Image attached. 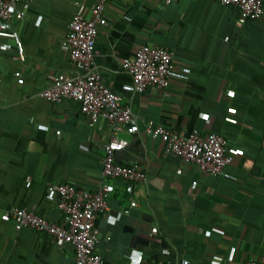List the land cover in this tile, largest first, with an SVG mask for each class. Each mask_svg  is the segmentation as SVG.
Instances as JSON below:
<instances>
[{"label": "crops", "instance_id": "0c3cea01", "mask_svg": "<svg viewBox=\"0 0 264 264\" xmlns=\"http://www.w3.org/2000/svg\"><path fill=\"white\" fill-rule=\"evenodd\" d=\"M94 6L95 0H33L22 19L0 31V212L26 207L60 222L56 184L95 191L102 183L108 120L91 125L79 102L38 96L52 76L79 74L61 44L74 14L89 18ZM105 12L110 23L99 29L94 64L135 119L120 133L128 145L116 158L138 162L147 178L111 180L108 209L96 222L98 253L111 264L264 261V15L245 20L239 8L216 0H111ZM143 44L174 53L168 87L133 89L123 61ZM148 123L186 136L194 129L224 135L235 178L183 163L147 132ZM74 258L71 244L0 222V264Z\"/></svg>", "mask_w": 264, "mask_h": 264}, {"label": "built area", "instance_id": "2783aa9c", "mask_svg": "<svg viewBox=\"0 0 264 264\" xmlns=\"http://www.w3.org/2000/svg\"><path fill=\"white\" fill-rule=\"evenodd\" d=\"M32 1L0 0V31L7 30L14 20L22 19ZM109 1L95 0L91 17L76 12L69 24V33L61 47L70 54L79 74L68 79L52 76L53 84L38 93L40 98L51 102L60 103L66 99L79 102L82 113L89 118L91 125L100 117L108 120L112 137L104 146L102 183L95 191L78 188L72 183L56 184L55 198L62 211L60 222H52L26 207H14L0 212V222L12 221L19 230L27 228L45 233L59 246L71 244L75 258L67 264H111L97 251L99 230L96 225L98 216L108 209V195L115 189L111 180L141 182L147 178L145 169L138 162L124 164L117 161V152L128 145V140L120 137V133L128 126H134L135 119L131 108L123 102V97L109 89L94 64L99 29L110 23L105 12ZM162 1L170 5L177 0ZM216 1L239 8L245 20H255L264 15V0ZM126 19L130 20L128 16ZM123 67L131 75L132 87L137 92H144L152 86L168 87L177 70L174 53L164 46L152 44L138 47L133 57L124 59ZM1 108L0 100V112ZM147 132L153 138L161 139L166 150L183 163L194 164L208 174L235 178L227 170L233 158L224 135L218 132L202 133L194 129L186 136L163 125L154 126L151 123L147 125ZM82 148L88 149L86 146ZM140 264L169 263L142 259ZM181 264L191 263L184 259ZM243 264H264V261L248 259Z\"/></svg>", "mask_w": 264, "mask_h": 264}]
</instances>
